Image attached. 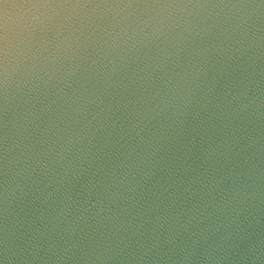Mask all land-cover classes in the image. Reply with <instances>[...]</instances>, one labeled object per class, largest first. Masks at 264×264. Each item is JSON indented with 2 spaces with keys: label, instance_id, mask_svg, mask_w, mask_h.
I'll return each mask as SVG.
<instances>
[{
  "label": "water",
  "instance_id": "obj_1",
  "mask_svg": "<svg viewBox=\"0 0 264 264\" xmlns=\"http://www.w3.org/2000/svg\"><path fill=\"white\" fill-rule=\"evenodd\" d=\"M0 264H264V0H0Z\"/></svg>",
  "mask_w": 264,
  "mask_h": 264
}]
</instances>
